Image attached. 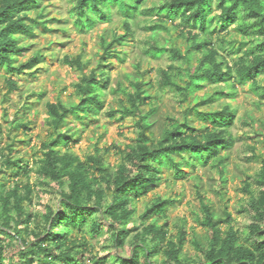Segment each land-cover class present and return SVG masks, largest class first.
Listing matches in <instances>:
<instances>
[{
	"label": "trees",
	"instance_id": "16d2710c",
	"mask_svg": "<svg viewBox=\"0 0 264 264\" xmlns=\"http://www.w3.org/2000/svg\"><path fill=\"white\" fill-rule=\"evenodd\" d=\"M144 2L76 0L75 23L83 29L93 28L98 21H109L112 6L124 18V33L115 32L111 42L102 38L105 49L102 66L105 62H111L110 57L124 60L116 46L123 45L128 37L134 35L137 25L134 20L138 15L156 14L157 19L147 27L153 32L147 39L150 48L147 53L158 57L167 51L168 47L161 45L157 34L160 30L171 32L174 28L179 30L181 36L187 37L190 44L185 52L180 47H172V56L185 58L188 62L193 56L198 57L197 65L187 66L185 74H182L187 77L184 85L175 81L168 70H164L166 83L175 87L184 99L200 92L206 80L224 83L233 89L225 91L219 88L204 97L207 103L220 96L234 98L238 82L250 83L252 89L264 99V0H158L146 11L142 9ZM40 4L41 0H0V67L13 71L21 69L15 65V59L23 55L27 47L21 45L19 40L23 34L33 36L36 24L44 18L42 13L37 20L30 16L31 11L39 8ZM168 21L172 23L171 27L167 25ZM47 22L42 21L44 25ZM230 26H236L247 38L238 47L234 44L230 46V51L237 54L233 61L222 55L213 42L214 35L228 31ZM40 58H43L41 54L33 56L31 63ZM64 61L85 68L81 57L74 58L67 54ZM99 71L97 74L96 69L90 76L83 77V82L78 85L81 92L79 103L68 104L58 99L46 104L55 136L41 145L43 157L38 164V172L48 181L58 184L60 197L57 207L49 203L44 205L41 214L43 223H37L33 228L30 226L35 218L32 186L24 185L23 191L17 182L12 188H7L0 180V264H105L108 257L94 253L88 238L78 234L85 227L91 237L109 232V240L117 250L112 259L115 264H264V163L255 176L257 192L252 193L245 209L254 218L245 234L231 225L232 215L229 212L225 211L221 216L210 203L203 201V216L198 215L196 221L206 229L207 234L205 243L195 239L192 241L198 252L191 255L185 251L186 225H178L177 235H169L166 211L173 199L160 196L140 214V225H129L136 215L135 201L142 194L157 188L162 167L174 164L177 174L181 176L184 174V162L187 161L188 165L192 162L184 155L183 161L176 162L173 152L192 153L196 160L203 163L214 157L220 171H225L227 156H222L221 152L233 144L229 126L236 114V109L230 103L216 111H201L198 107L200 103L192 107L191 110L202 120L209 118L211 121L203 133H195L196 128L186 116L184 121L173 118L170 126H165L161 136L155 138L153 132L148 135L146 130L152 128V116L156 115L158 109L151 106L147 112L143 111L142 104L151 102L152 96L145 88L147 81L136 76L132 80L134 91L119 87L128 97V104L122 103L120 109H113L112 115L119 112L121 118L128 114L138 116L140 134L135 143L128 144L124 149V162L117 166L115 172L107 165L99 148L95 155L89 156L91 164L68 151L61 153L57 150L59 144H68L75 134L72 128L61 129L70 116L81 119L89 113L99 114L104 103L102 95L110 81L106 69ZM7 81L10 90L18 88L14 79L8 78ZM197 99L198 96L195 97ZM5 116H8L7 112ZM2 132L0 122L1 165L13 166L16 174L28 175L29 163L6 155L5 152L12 154L13 145L2 146ZM27 199L30 201L28 207L24 205ZM162 218L165 221L161 224L159 220ZM223 223L228 227L224 228ZM73 226L77 227V233L70 234ZM133 232L132 254L123 256L120 250Z\"/></svg>",
	"mask_w": 264,
	"mask_h": 264
},
{
	"label": "rangeland",
	"instance_id": "374dc122",
	"mask_svg": "<svg viewBox=\"0 0 264 264\" xmlns=\"http://www.w3.org/2000/svg\"><path fill=\"white\" fill-rule=\"evenodd\" d=\"M155 1L158 0H145L142 9L146 11ZM75 5L76 0H41L40 7L31 11L30 16L37 20L38 15L42 13L44 18L36 24L33 36L23 34L19 40L21 45L27 47L24 54L15 59V65L21 69L13 71L0 67V122L3 127L1 143L3 147L13 145L12 154L5 152L6 155L13 159H22L23 163L30 165L28 175L16 174L13 166L1 165L3 159L0 158V180L7 188H12L16 182L23 191L26 184L33 187L31 197L35 218L30 226L33 228L37 223H43L41 214L44 205L49 203L57 207L60 197L58 184L48 181L38 172V164L43 157L41 145L43 141L55 136L46 104L58 99L68 104L79 103L81 92L78 85L83 82V77L90 76L96 69L97 74L100 73L99 70L106 69L110 81L102 95L104 103L99 114L96 116L89 113L81 119L70 116L61 129L72 128L75 134L71 136L68 144H59L57 150L61 153L68 151L81 161L91 164L89 156L95 155L99 148L107 165L115 172L117 166L124 162V149L128 144L135 143L140 134L138 116L128 114L121 118L119 112L112 115L113 109H120L122 103L128 104V97L119 87L134 91L132 80L136 76L147 81L145 88L152 96L151 102L142 104L143 111L147 112L151 106L158 109L156 115L152 116V128L146 130L148 135L153 132L155 138L161 136L165 126H170L173 118L184 121L186 116L196 128L195 133H203L211 121L209 118L202 120L191 110L192 107L200 103L198 107L201 111H216L230 103L236 109V114L229 126L233 144L221 152L222 156H227L225 171H220L214 157L203 163L196 160L192 153L173 152L176 162L183 161V155L192 162L189 165L187 161L184 162V174L181 176L177 174L174 164L163 166L157 188L142 194L135 201L136 215L129 225H140V214L160 196L173 199L166 211L169 235H177L178 225H186L185 251L191 255L198 252L192 242L194 239L205 243L206 229L196 221L198 215L203 216V201L210 203L221 216H224L225 211L229 212L232 215L231 225L240 230L241 234H245L248 224L254 221L251 212L245 209L252 193L257 192L255 176L264 163V99L252 89L250 83L238 82L234 98L220 96L207 103L204 97L215 93L219 88L225 91L233 90L227 84H216L213 80H206L205 87L200 92L184 99L175 87L166 83L164 70H168L175 81L184 85L187 77L182 74H185L187 66L197 65L198 57L193 56L191 62H188L185 58L176 59L172 56V47H180L185 52L190 44L187 37L181 36L179 30L174 28L171 32L160 30L157 34L161 45L168 47L167 51L158 57L147 53L150 49L147 39L153 34L147 27L157 19L156 14L138 15L134 20L137 22L134 35L128 37L123 45L116 46L124 60L110 57L111 62H105L102 66L101 62L105 56L102 38L105 37L111 42L115 32L124 33V18L118 9L112 6L109 21H98L93 28L86 30L75 23ZM43 20L48 21L47 25L42 23ZM167 25L171 27L172 23L168 21ZM218 29L220 31L221 28ZM242 40L247 38L236 26H230L228 31L223 30L213 38L215 47L231 61L237 54L230 51V46L234 44L238 47ZM37 54H41L43 58L31 63L32 57ZM67 54L74 58L81 57L85 68L66 63L64 58ZM8 78L17 81L18 88L10 90ZM16 120L18 122L15 123ZM18 124L20 126H17ZM48 182L50 183L47 184ZM29 204L30 201L25 200L24 205L28 207ZM164 221L162 218L159 223ZM222 226L228 227L226 223ZM73 229L70 234L77 233V227L73 226ZM87 229L85 227V230L78 234L88 238L94 253L108 257L105 264H115L112 259L117 250L109 240V232L91 237L86 232ZM134 234L135 232L126 239L124 247L121 248L120 253L123 256L132 254Z\"/></svg>",
	"mask_w": 264,
	"mask_h": 264
}]
</instances>
